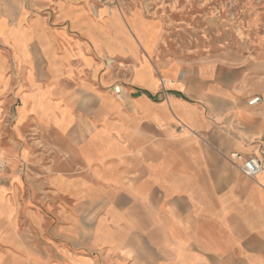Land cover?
<instances>
[{"label":"crops","instance_id":"1","mask_svg":"<svg viewBox=\"0 0 264 264\" xmlns=\"http://www.w3.org/2000/svg\"><path fill=\"white\" fill-rule=\"evenodd\" d=\"M134 12L0 0V264H264V64L156 56Z\"/></svg>","mask_w":264,"mask_h":264},{"label":"rangeland","instance_id":"2","mask_svg":"<svg viewBox=\"0 0 264 264\" xmlns=\"http://www.w3.org/2000/svg\"><path fill=\"white\" fill-rule=\"evenodd\" d=\"M122 1V10L109 7L122 15L136 11L159 24L156 56L188 64H264V0ZM132 26L135 40L148 48V40Z\"/></svg>","mask_w":264,"mask_h":264},{"label":"built area","instance_id":"3","mask_svg":"<svg viewBox=\"0 0 264 264\" xmlns=\"http://www.w3.org/2000/svg\"><path fill=\"white\" fill-rule=\"evenodd\" d=\"M98 5L101 6H114L118 10H122L124 7L122 0H95ZM160 83L164 86L165 80L160 79ZM259 100V97H254L249 100V104L252 105ZM181 128V126H180ZM259 153L264 157V144L259 147ZM230 162L247 177H254L262 168L261 164L255 157H243L240 153L233 152L228 156Z\"/></svg>","mask_w":264,"mask_h":264}]
</instances>
